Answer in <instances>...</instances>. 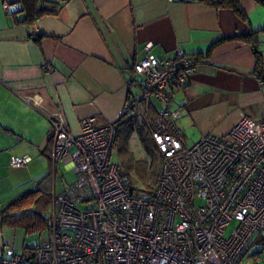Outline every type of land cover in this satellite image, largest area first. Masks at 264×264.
<instances>
[{
	"label": "crops",
	"instance_id": "obj_1",
	"mask_svg": "<svg viewBox=\"0 0 264 264\" xmlns=\"http://www.w3.org/2000/svg\"><path fill=\"white\" fill-rule=\"evenodd\" d=\"M4 3L19 4L0 0V253L15 245L5 208L38 188L61 193L76 178L71 162L49 157L51 121L78 133L82 118H118L139 91L132 63L146 54L182 49L197 58L172 102L186 144L223 136L242 118L264 119V79L254 72L256 51L264 67V5L256 0H239L241 15L186 0H68L31 23ZM25 154L24 167L10 166V156Z\"/></svg>",
	"mask_w": 264,
	"mask_h": 264
},
{
	"label": "built area",
	"instance_id": "obj_2",
	"mask_svg": "<svg viewBox=\"0 0 264 264\" xmlns=\"http://www.w3.org/2000/svg\"><path fill=\"white\" fill-rule=\"evenodd\" d=\"M196 65L182 49L173 57L146 54L132 63L139 92L118 118H82L78 133L51 121V161L71 162L76 178L52 193L44 242L23 253L8 247L0 264H251L249 242L264 231V119L242 118L223 136L207 133L187 145L172 102ZM128 119L143 120L159 152L152 190L132 187L111 161L118 125ZM28 160L12 155L9 164Z\"/></svg>",
	"mask_w": 264,
	"mask_h": 264
},
{
	"label": "trees",
	"instance_id": "obj_3",
	"mask_svg": "<svg viewBox=\"0 0 264 264\" xmlns=\"http://www.w3.org/2000/svg\"><path fill=\"white\" fill-rule=\"evenodd\" d=\"M68 0H18L19 9L13 12V15H19L16 17V21L19 23H31L44 15H56L60 8ZM204 3L213 7H227L236 11L238 14H242L239 0H186ZM258 3L264 5V0H256ZM197 59V58H196ZM254 72L260 79H264V67L262 64L261 54L259 51L255 53V69ZM136 133L138 139L143 147V150L150 159V163L147 167L140 165L137 160H134L128 155V140L131 134ZM118 146V152L121 159V164L124 166V171H120L122 175L127 176L128 172L134 171L138 179L147 183V190L153 189L157 183L159 176L161 159L159 152L150 136V133L143 122L140 119H128L119 123L114 146ZM113 146V147H114ZM50 157V155H49ZM149 173V178L146 179V175ZM128 177V176H127ZM47 178V177H45ZM44 178V179H45ZM129 178V177H128ZM153 186H151V180ZM130 180V179H129ZM150 180V182H149ZM146 189V188H145ZM52 193L47 190L35 189L26 196L19 197L16 201L10 204L3 211V220L12 227H22L26 231L39 230L47 231L49 226L48 217L44 216L41 211V207L45 204H49ZM17 208V209H16ZM15 209V210H14ZM254 238L250 240V245L253 243H262L261 232L257 233ZM35 246V245H34ZM33 247V246H32ZM26 248L24 247L23 250ZM259 250H255L251 255L259 254Z\"/></svg>",
	"mask_w": 264,
	"mask_h": 264
},
{
	"label": "rangeland",
	"instance_id": "obj_4",
	"mask_svg": "<svg viewBox=\"0 0 264 264\" xmlns=\"http://www.w3.org/2000/svg\"><path fill=\"white\" fill-rule=\"evenodd\" d=\"M137 81L141 80L140 76H137L136 78ZM134 90L138 91V88H134ZM195 140L192 141H188L187 145H191V143H194ZM128 155L131 156L134 160H137V162L142 165L143 167H147L150 163V159L148 158L147 154L145 153V151L143 150V147L138 139V136L136 133L131 134L129 140H128ZM111 161L114 162L116 165H118L119 170L122 172H125V168L124 166H122L121 164V159L119 156V152H118V146L115 145L113 147L112 153H111ZM127 176L130 179L131 182V186L132 187H136L137 189H147L146 186L147 183L145 182H141L138 179L137 174L134 171L128 172ZM146 179L149 178V173L145 176ZM72 178L71 176V172L66 171L65 173V179L67 181H71L70 179ZM151 180V179H150ZM149 180V182H150ZM59 183V181L57 182ZM151 186H153L152 184V180H151ZM152 190V189H149ZM49 208L50 205L45 204L44 206L41 207V211L42 214L46 217L49 216ZM236 222L232 221L230 223V225L225 228L223 235L224 237H228L230 232L232 231V229L234 228ZM14 235H15V245H14V252L16 253H23V248L28 246V247H32L34 245H41L44 240L46 239V231H39V230H31V231H26L24 228L21 227H16L14 228ZM264 237V231L261 234ZM255 250H259V254L257 256L252 257L251 253ZM245 259L248 260L251 264H264V239L262 241V243H254L252 245H250L249 250L245 256Z\"/></svg>",
	"mask_w": 264,
	"mask_h": 264
}]
</instances>
